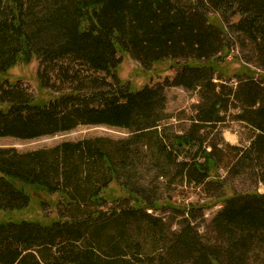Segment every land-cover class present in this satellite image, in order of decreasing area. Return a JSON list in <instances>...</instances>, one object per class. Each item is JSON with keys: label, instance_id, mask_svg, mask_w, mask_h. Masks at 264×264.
Segmentation results:
<instances>
[{"label": "trees", "instance_id": "16d2710c", "mask_svg": "<svg viewBox=\"0 0 264 264\" xmlns=\"http://www.w3.org/2000/svg\"><path fill=\"white\" fill-rule=\"evenodd\" d=\"M230 33L249 53L233 75ZM122 54L147 69L174 61L176 74L136 89L120 78ZM33 59L47 99L10 80ZM170 85L200 89L184 131L160 127ZM232 109L253 130L247 146L216 138ZM80 125L129 135L0 147V264H264V0H0V137ZM246 175L254 186L239 191ZM161 182L203 185L223 204L208 237L192 221L206 206H174ZM167 208L182 214L169 236L147 212Z\"/></svg>", "mask_w": 264, "mask_h": 264}, {"label": "rangeland", "instance_id": "374dc122", "mask_svg": "<svg viewBox=\"0 0 264 264\" xmlns=\"http://www.w3.org/2000/svg\"><path fill=\"white\" fill-rule=\"evenodd\" d=\"M209 20L214 24H220L221 19H223L225 24H229L227 21L228 16H225L217 11H210L208 13ZM231 32V31H230ZM233 36L229 41L232 44L230 55L226 56V61H232L227 68V73L233 75L236 73L237 67L243 64V59L249 56L247 52L248 48L240 46L239 41H236L237 35ZM236 38V39H235ZM222 55V54H221ZM122 64L119 69V75L125 84H130L134 88H142L144 85H152L155 83H166L167 80L172 81L177 68H174V61L164 60L158 64H154L151 69H147L141 65L140 62L133 59L128 55H121ZM39 60L33 59L30 63L15 64L9 70L10 80L21 79L23 85L28 88L29 92L35 95H41L42 98L47 99L49 97L48 92L41 90L38 86L37 75L39 70ZM236 79L233 80V82ZM166 103L165 112L167 113V118L161 122L160 127L163 128L169 124L175 125V130L184 131L189 128L192 122V118L196 115L197 105L201 102L200 89L187 90L181 86L170 85L166 88ZM237 114L236 109H232L226 117L224 123L217 125V129H220L221 136H216L217 139L221 140L223 138L226 142L232 145L247 146L250 144L251 136L253 135V130L246 123L241 122L235 118ZM215 133V132H214ZM213 129L211 131L209 142H213ZM129 135V130L122 127H111L107 125H80L70 131L59 132L52 135H45L34 139H20L16 137L6 136L0 137V147H15L19 151L35 150L40 148H46L54 146L60 142L66 140H78L84 137L92 136H111L114 138H123ZM208 140V139H207ZM218 140V141H219ZM150 171V166L147 165L141 167L140 177L150 178L152 180V185H159L153 176V173H148ZM168 172V171H167ZM224 176L226 175V170L221 171ZM152 178H151V177ZM248 176H238L234 179V184L238 187L239 191L243 189L252 188L254 185ZM172 187L164 186L161 182V192H164L165 196L169 198L172 204L186 207L192 203L204 204L206 206L203 211H196L195 218L192 219L193 224L199 229V232L204 237L209 236V224L215 214L222 208L223 204L221 202H216L214 204L213 197L209 193L204 191L203 185L192 184H182L177 186L176 183H171ZM160 186V185H159ZM260 192H264V185H256ZM151 215L158 216L162 219L161 225L164 227V231L167 236L170 234V230H177L179 228V222L181 220L182 214L175 210L174 208H167L162 211H155L149 209L147 211ZM203 214L200 217V214ZM38 214H43L39 210ZM169 232V233H168ZM136 236L138 238L137 232ZM156 264V262H155Z\"/></svg>", "mask_w": 264, "mask_h": 264}]
</instances>
